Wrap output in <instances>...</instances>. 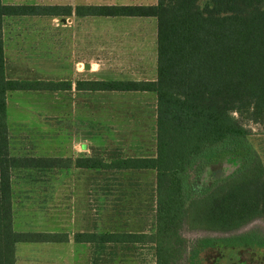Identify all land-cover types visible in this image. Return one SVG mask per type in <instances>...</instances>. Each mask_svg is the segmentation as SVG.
<instances>
[{
    "label": "trees",
    "instance_id": "16d2710c",
    "mask_svg": "<svg viewBox=\"0 0 264 264\" xmlns=\"http://www.w3.org/2000/svg\"><path fill=\"white\" fill-rule=\"evenodd\" d=\"M71 13L65 6L11 5L0 0V264H16L17 244L66 240L63 232L15 230L13 178L17 173L42 174L72 166L154 175L152 233H104L98 238V249H132L136 247L132 244L145 243L151 245L154 264H196L199 253L213 245L234 252L245 245L264 246V238L253 231L238 234L248 224L264 221V167L257 156L204 191L197 194L194 189L204 165L242 149L251 135L250 126L264 135V0H156L153 5L76 7L78 17L155 18V79L76 85L92 92L155 93L154 153L149 157L116 155L110 162L97 156L73 160L14 154L6 121L7 93H56L71 84L8 78L4 22L15 16ZM184 228L224 237L192 241L183 237ZM78 237L95 240L94 234Z\"/></svg>",
    "mask_w": 264,
    "mask_h": 264
},
{
    "label": "rangeland",
    "instance_id": "374dc122",
    "mask_svg": "<svg viewBox=\"0 0 264 264\" xmlns=\"http://www.w3.org/2000/svg\"><path fill=\"white\" fill-rule=\"evenodd\" d=\"M1 1L63 5L70 0ZM79 1L91 4L156 2L73 0V3ZM63 17L15 16L5 20L3 51L8 78L56 81L81 78L148 81L156 78L155 18L121 19L106 25L99 17L73 18V21L65 18L63 21ZM69 94L7 93L6 121L12 136V153L75 159L102 155L109 147L116 146L129 155L153 154L155 93L141 94L142 97L125 93L127 97H86L85 100ZM250 127L251 135L244 140L242 149L216 158L201 168L199 180L194 185L197 194L213 182L243 169L256 157L258 150L264 153L263 135L258 128ZM133 143L140 148L134 150ZM12 191L13 221L17 231H74L81 224L95 229V223L96 229L104 232L147 230L152 233L153 230L154 175L151 172L99 174L69 168L34 175L17 173ZM248 231L264 238V221L256 220L238 234ZM182 235L192 241L202 237H224L185 228ZM36 246H16V264H73L63 255L62 244L50 248H34ZM250 247L245 245L244 250L238 248L236 252H224L221 246L206 247L199 253L196 264H237L239 260L242 262L238 264H264L262 255ZM143 252L120 251L122 259L116 260V264H152L150 253L146 250L143 259ZM88 253L81 258L78 254L74 264H90ZM100 264L112 263L103 261Z\"/></svg>",
    "mask_w": 264,
    "mask_h": 264
},
{
    "label": "crops",
    "instance_id": "0c3cea01",
    "mask_svg": "<svg viewBox=\"0 0 264 264\" xmlns=\"http://www.w3.org/2000/svg\"><path fill=\"white\" fill-rule=\"evenodd\" d=\"M3 4L23 5V4H15L13 2H11V3H4L3 2ZM27 5L70 7L72 9V13H71V15L64 16L63 17V21H64V18H65V20L69 19V21H73V18H75L76 20L77 19L78 20H87L89 18V17H78V16H76L74 14V9L76 7H78V6H88V5H153V4H146V3H143V2H139L138 4H135V3H107V2L105 4H91V3H88V2H85V1H79V2L73 3V0H70L68 3H64L63 5H59V4H48V5H46V4H40V3L27 4ZM132 18H138V17H132ZM98 19H100L101 22H104L106 25H112L113 23H115L116 20L118 21V20H121V19L135 20V19H131V17H99ZM91 70H93V67L91 68ZM64 81H68L71 84L70 88L68 90L63 91L64 93H71V94H69L71 97H84V100H85L86 97H112V98H114V97H124V96L127 97L126 94H129V95L139 94V96L142 97L143 95H141V94H151L152 93V92H147V91H143L141 93H136L135 91L134 92H130V91L128 92L127 91V92H123V94L120 95L116 91H112V92L111 91H93L92 92V91L83 90L82 86H79L78 89L76 88V85L78 83H82V82H86V81H108V80L99 79V78H93V79L81 78V79H78V80H75V81H70V80H64ZM109 81H116V80H109ZM148 81H150V80H148ZM263 137H264V135H263ZM133 144H135V143H133ZM127 145H128V147L130 146L129 143ZM132 148L135 150V149L140 148V147H138V145L135 144V145H133ZM263 149H264V147H263ZM105 151H106L105 154H102V155H96L95 154L93 156L100 157L105 162H110L114 158V156H116V155H119V156L124 157V158L125 157H149V156L153 155V154L138 155V156L129 155V154L123 153L122 149H119V147H116V146L109 147V149L105 150ZM256 156L260 159V161L262 162L263 167H264V153L258 150L257 153H256ZM84 157H89V156L87 155V156H84ZM84 157H76V158H84ZM72 168L75 169V170H79V171L86 170V169H82V168H76V167H73V166L70 167V169H72ZM87 170H92V171H95L96 173H99V174L100 173L102 174L104 172H106L108 174L117 173V172H113V171H105L104 169H100V170L87 169ZM82 225L83 224H81L78 228L74 229V231H70V230L67 231V229H65V231L63 233L66 235V240L64 242H47V243L37 242V243H21V244H32V245L33 244H37V246L34 247V248H40V247L47 248V246H48V248H50V246H54V247L56 246L57 247L59 245L61 246V244H62V246H63L62 247L63 255H65V257H68L69 258V262H71V263L73 262V264L77 260V255L79 254V257L81 258L82 256L86 255L85 252H89L88 253L89 254L88 257H89V260H90V264H91V262H95V264H100L103 261L110 262L112 264H114V263L116 264L117 263L116 260L120 261L122 259V257L119 255L120 251H126V250H140V251H142V250H144L143 259H145V251L147 250V252L150 253L149 255L151 256L152 264H154V257H153V252H152L151 245H146L145 243H143L144 245H142L140 243L132 244L134 246L136 245V247L132 248V249H119V248H115L113 246H109L105 250H101V249H98V246H97L98 245L97 241H98L99 236L101 238V236L104 233L138 232V233H143V234L144 233L145 234H151L149 231H147V230H140V231L111 230V231L104 232V231H98L96 229L97 228L96 223L94 224L95 229H93L92 227H91V229H88V228H85V226H82ZM83 234H90V235L94 234L95 235L94 243L86 242L85 240L81 239V237H78V240L75 239L77 235H83ZM129 244L130 243H126V245H129ZM18 245L19 244H17V246ZM111 247H113V248H111ZM244 247H240V249L244 250ZM250 248H253V249L255 248L254 249V250H256L255 253L262 255V258H264V246L255 245V246H251ZM37 250L39 251L40 249H37ZM227 250L228 249H224V252L227 251ZM236 255L238 256L240 254L236 253ZM16 258H17V255H16ZM240 262H242V261L240 260Z\"/></svg>",
    "mask_w": 264,
    "mask_h": 264
}]
</instances>
